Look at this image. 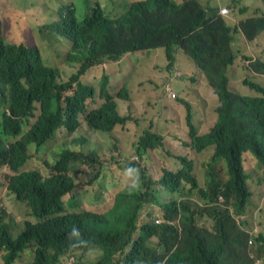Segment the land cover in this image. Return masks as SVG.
<instances>
[{
    "label": "trees",
    "instance_id": "trees-1",
    "mask_svg": "<svg viewBox=\"0 0 264 264\" xmlns=\"http://www.w3.org/2000/svg\"><path fill=\"white\" fill-rule=\"evenodd\" d=\"M43 1L6 0L0 5V105L7 101V92L15 116L27 115L34 100L42 103V114L28 136L29 143L36 142V149H43L56 136L60 125L70 134L76 132L81 126L77 119L80 112L87 127L97 133L99 128H111L120 120L109 101L111 65L105 67L99 83L108 102L95 111L87 107L92 88L84 84L82 77L89 69L103 64L102 60L113 58L114 62L127 53L163 50L169 70L183 53L218 98L215 122L205 132L200 131L193 104L181 96L175 98L186 110L184 143L199 155L207 183L202 186L194 174V160L180 156L183 166L177 171L164 168L160 175L164 188L158 187L144 163L145 159L153 160V153L164 145L166 134L153 132L151 121L135 143L133 154L138 160L129 164L138 169L139 188L131 193L118 190L102 213L70 210L80 202L74 195L68 200L64 196L74 191L76 183L92 180L83 178L76 167L67 175L61 171L67 170L72 160L98 163V155L75 149L65 152L68 147H63L57 166L60 173L42 180L39 169L21 170L31 157L26 155L24 141L6 148L8 136L19 133L20 121L4 112L0 164L11 165L10 188L30 201L36 221L26 220L17 234L13 233L17 226L0 223L1 261L14 264L31 247L29 264H64L67 257L61 259L70 251L81 256L79 247L102 242L100 264L115 262L116 255L122 264H264V232L255 233L254 243L249 245V233L236 221V216L246 212L251 196L249 175L257 174L245 169L246 163L251 162L264 172V83L258 79L264 76V57L242 50L240 44L243 39L246 44L257 41L256 46L261 45L262 6L235 21L220 14L223 3L216 6L210 0H130L117 26H112L99 10L78 23L79 10L69 1L55 9L54 18L47 22L31 21L33 7ZM241 10L245 13L248 8ZM30 22L40 26L29 31L26 28ZM22 33L30 37L20 38ZM58 36L71 47L74 43L68 61L72 71L67 80L61 79L63 68L45 63L40 51L46 50L44 57L49 62L47 50L60 42L50 43V47L47 43ZM244 52L243 65L254 79H245L243 84L249 90L240 92L231 85V69L241 63L240 54ZM128 67L138 80L139 65L131 63ZM118 94L128 95L126 86ZM219 164H223L228 178L220 175ZM163 192L168 198H163ZM220 196L224 197L223 203L219 202ZM156 212L163 218L159 224L155 223ZM86 214L100 216L97 220L101 225L86 223ZM203 215L213 220L210 229L201 225ZM73 226L81 232L74 244L67 238Z\"/></svg>",
    "mask_w": 264,
    "mask_h": 264
},
{
    "label": "rangeland",
    "instance_id": "rangeland-1",
    "mask_svg": "<svg viewBox=\"0 0 264 264\" xmlns=\"http://www.w3.org/2000/svg\"><path fill=\"white\" fill-rule=\"evenodd\" d=\"M5 1L0 0V5L4 4ZM68 1L73 3L80 14L87 12L91 5L99 1L105 14L111 18L120 16L130 3V0H45L33 7L34 13L31 21L44 19L42 21L47 22L51 18H54L55 9H58L60 5L66 4ZM210 2L216 6L223 3L222 7H228L231 11L227 17H231L235 21H238L242 16L252 14L257 6H262L264 9V2L262 0H210ZM244 7H247L248 10L242 13L241 9ZM212 8L219 9V7ZM39 26L35 22H30L26 29L35 31ZM34 36L36 38L35 34ZM49 36L51 37L52 34ZM29 37L30 35H24L23 33L20 36V38L24 39ZM58 41L60 42L59 45L47 50L49 62L44 57V51L46 50L40 51L45 63L63 68L61 79L67 80L72 71L71 66L68 65V54L71 50V43L62 40L58 36L50 39L47 46L50 47V43ZM256 43L257 41L246 44L243 39L240 41L242 50H252L256 54L264 55V39H262L259 47L256 46ZM162 51L153 53L145 49L141 53L127 54L112 66L114 72L112 73V87L110 91L119 92L124 82H127L131 96L129 102L120 100V109L128 114L131 120L124 126H118L114 135L103 134L109 132L102 131H99L101 133H97L88 129L85 123H83L75 133L70 134L65 128L59 129L56 136L42 150L31 147L35 146L33 144L30 145L29 153L31 157L22 169L36 168L43 175L51 173L50 166L54 163L60 149L63 147H72L76 150H82L87 154L98 155V163L88 162L76 166V171L83 178L92 179L93 181L76 183L77 186L74 191L64 197L65 200H68L71 195H74L80 202L78 207L69 208L70 210H106L111 205L115 193L118 190L127 189L126 185L130 183L131 178L124 175V170L132 160H138V156L133 154L135 143L139 138V133L151 121H153V132L166 134L164 145L153 153V160L147 161L145 159L144 163L148 175L158 182V187L161 189L164 187L160 181V175L163 173L164 168L177 171L183 166L180 156H188L194 160V174L202 186L206 185V172L201 165L199 155L184 143L185 139H187L185 136L186 123L184 121L186 115L185 106L175 98L181 96L193 104V108L197 112L196 121L200 126L201 132L208 130L215 122L216 114L214 107L218 103V98L213 89L208 85L203 74L185 54L180 53L175 64L168 70L167 58L164 51ZM244 55L245 52L240 54L241 63H237L231 69V85L240 92H247L249 90V87L243 84L245 79H254L253 73L243 65V61H245ZM131 63L138 64L140 67L138 80L128 67ZM98 68V71H96V67L90 69L82 77L85 83L94 85L97 90L99 89L100 79L105 66ZM258 79L264 83V76ZM166 84H169L168 88H166ZM165 88L166 91L161 92ZM100 101L98 95L92 99H88V108L96 107ZM217 169L221 176L227 177V173L221 165ZM8 172L9 170L6 168L0 169V217L3 216L2 210L7 208L13 211L22 223L26 219H32V217L26 205L18 202L10 193L6 192ZM260 175L261 173H257L248 179L249 187L254 191L253 198H249L248 205L251 204V206L248 213L253 216L256 215V221L258 222L264 221V203L262 204L261 202L264 179ZM154 216L156 218L159 216V213L156 212ZM6 219L8 220L9 217H6ZM34 219L36 220L35 217ZM201 224L210 227L212 223L208 217L204 216ZM23 228L24 225L20 229L15 227L13 231L14 233L17 231L19 233ZM79 248L82 251L81 256H74L72 252H69L66 264L90 263L88 250L84 249V247ZM98 261H94L92 264H96ZM107 263L116 264L113 260H109ZM0 264H4L1 259ZM15 264H29L27 255L23 254Z\"/></svg>",
    "mask_w": 264,
    "mask_h": 264
},
{
    "label": "clouds",
    "instance_id": "clouds-1",
    "mask_svg": "<svg viewBox=\"0 0 264 264\" xmlns=\"http://www.w3.org/2000/svg\"><path fill=\"white\" fill-rule=\"evenodd\" d=\"M114 6H115V4H114ZM120 7L122 9L121 4H120ZM222 8H224V7H221L220 8V14L222 16H226V17L229 16V14L231 12L230 9L228 7H226V8H228L229 13L223 14L221 12ZM96 10H99L101 12L103 18L106 19L112 26H117L119 20L122 18V14L120 16L116 17V18H111V17L107 16L105 14L102 6L100 5L99 1H96L93 5L90 6V9L87 12H84V13L80 14V16L77 18V22L78 23H83L87 18L91 17L96 12ZM10 42H13V41H10ZM13 43H17V42H13ZM17 44H19V43H17ZM73 47H74V43H73V45L71 47V50H70V52L68 54V60L72 57ZM150 51H152V50H150ZM141 52H144V50L137 51V52H132V53H127V54L141 53ZM127 54H125V55H127ZM262 57H264V55H261V58ZM112 59L113 58H106V59L102 60L104 63L101 64V65L96 66V71H98V69H99L98 67H100V66L108 67L109 65H111V72L113 73L114 70L112 69V66L114 65V63H118L122 58L120 60L114 61V62L111 61ZM84 84L92 88V95H91V98L90 99H92V98H94L95 96L98 95L99 98H100V100H101L100 103L96 107H93L91 109H93L94 111L95 110H98V109H100L103 105H105L108 102L107 98L104 97L103 94H102V87L100 85H99V89L97 90L95 88V86L92 85V84H88V83H84ZM111 85H112V77L110 78L109 89H111V87H112ZM124 86H126V88H127L128 95L127 94H118V92L115 93L112 90L110 91L111 94H112V96H110V100L109 101L114 104L115 112H116L117 116L120 118V120L119 121H116L112 125L111 128H99L102 132H109V133H103V134L114 135L115 134V131H116V128L118 126H124V125H126L128 123V121L131 120V117L128 114L124 113L120 109V100L121 101H126V102H129L131 100V96H130V93H129V87L127 85V82H124V84L121 87V89ZM9 100H10L9 99V92H7V101L4 104L0 105V124H1L2 119H3V113L5 112V113H7V115L11 116L12 118L17 119V120L20 121V131L17 134H10L8 136V140L5 142V146H6V148H10L12 143H16V142H19V141H24L26 143V155H27V157H30L29 150H30L31 147H35V146H31L30 147V145L31 144L35 145L36 142L30 144L29 141H28V136L31 134L33 128L35 127L36 123L38 122L39 118L41 117V114H42V103H41L40 100H34L32 102V108H31L30 112L27 115H25V116H15V115L12 114V111L10 109ZM87 107H88V101H87ZM91 109L88 108V110H91ZM77 119H79L81 126L83 125V123H85V125H86V122L84 121V118L82 116V112H80L77 115ZM86 127H87V125H86ZM61 128H63V127L60 125L55 131H58ZM73 133H75V132H73ZM98 133H101V132L98 131ZM72 150H73L72 147H68L65 152H67V151L73 152ZM62 157H63V155H61V156L58 155L55 158L54 163L50 166L52 171H51V173L49 175H43V173L39 170V174H40L42 180L49 179V178L53 177L54 175H57V174L60 173V171L58 170L57 166H58L59 162L62 160ZM78 164H82V162L79 161V160H76V161L75 160H72V161H70V163L68 164L67 170L61 171V173L67 175L70 172V170H72L73 168H75ZM129 164L127 165V167L124 170V175L126 177H130L131 180H130V183H128L126 185V188L127 189H123V190H128L131 193L132 191L137 190L139 188L141 181H140L138 169H136L134 166L129 165ZM219 165H221V167L227 173V171L224 168L223 164H219ZM10 167H11V165L9 164V162H5V163H1L0 164V169H2V168L8 169L9 170V172H8L9 175L10 174H13V172L10 170ZM22 168H21V170H24ZM245 169H248V170L251 169V170L256 171L257 173H261L260 177L262 179H264V172L261 169H259L258 167H256L253 163H251V162L250 163L249 162L246 163ZM228 177H229V175L227 173V177H223V178H228ZM251 177L252 176L249 175V178H251ZM263 183H264V180H263ZM247 185H248V188H249V190L251 192V196L250 197L253 198L254 191L252 190V188L249 187L248 180H247ZM120 191H122V190H120ZM6 192L10 193V195L13 196L18 202L26 205L28 207L29 213L31 215L30 208L32 206L30 204V201L28 199H24V198L19 197L18 194L16 192H14L10 188V183L8 181H7V184H6ZM114 198H115V195L113 197L112 202L114 201ZM163 198L164 199L165 198H168V194L166 192H163ZM219 202L220 203H223L224 202V197L223 196H220L219 197ZM261 202H262V204L264 203V186H263V195H262V198H261ZM250 206H251V204L247 206L246 212L244 214L236 216V221H237V223L241 227H244L245 228V230H246L247 233H249L250 236H249L248 243H249V245H253V243H254V236H255L254 234L257 233V232H264V221L258 222V221H256V218H257L256 215L253 216V215H251V214L248 213V210H249ZM89 211H93V210H89ZM93 212L102 213L100 211H93ZM2 214H3V216L0 217V223L4 224L5 226H8V227L17 226L20 229V227L25 224L26 220L36 221L34 219V217L31 215L32 219H26V220H24L21 223L20 220L18 219V216L13 211H11V210H9L7 208H4L2 210ZM204 216L208 217V219L211 221V223H213V220L208 215H203L201 217V220H202V218ZM6 217H9V219L7 220ZM95 217H97L96 218V222H95ZM98 217H100V216H98V215H92V214H86L84 216V220H85L86 223L91 224L93 227H97V226L101 225V223H99L98 220H97ZM201 220H200V223H201ZM162 221H163V218L161 216H157L156 219H155V223H157V224L161 223ZM211 226H212V224H211ZM211 226L210 227L209 226H205V227H207V228L210 229ZM13 233H14V231H13ZM16 233H14V234H16ZM80 235H81L80 229L78 227H76V226H73L72 229H71V231L68 232L67 238L70 241V243H73L74 244V243L78 242V238L80 237ZM100 247H102V242H100L97 245L94 244V246L87 245V246L84 247V249L88 250V254L90 256V263L89 264H92L94 261H98V260L99 261L96 264H100L101 258L103 256V251H102V248H100ZM70 252H72V251H70ZM23 254L24 255H27L28 258H31L33 256V251L31 249V247L28 248V249H26L21 254V256L18 258V260L22 257ZM91 255H92V258H91ZM66 257H67V255L64 256V257H62L61 260H65ZM93 257H96V258H93ZM114 259H115L116 264H122L117 259V255L114 256ZM58 264H61V262L58 263ZM64 264H66V262Z\"/></svg>",
    "mask_w": 264,
    "mask_h": 264
},
{
    "label": "built area",
    "instance_id": "built-area-1",
    "mask_svg": "<svg viewBox=\"0 0 264 264\" xmlns=\"http://www.w3.org/2000/svg\"><path fill=\"white\" fill-rule=\"evenodd\" d=\"M228 8H226V7H224V8H222V10H221V12L223 13V14H227L228 13Z\"/></svg>",
    "mask_w": 264,
    "mask_h": 264
}]
</instances>
